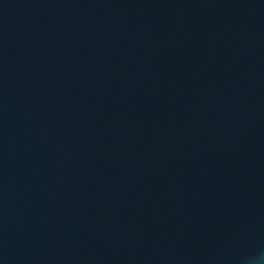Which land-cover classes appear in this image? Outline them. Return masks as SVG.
<instances>
[{"label":"water","instance_id":"1","mask_svg":"<svg viewBox=\"0 0 264 264\" xmlns=\"http://www.w3.org/2000/svg\"><path fill=\"white\" fill-rule=\"evenodd\" d=\"M262 255L264 0H0V264Z\"/></svg>","mask_w":264,"mask_h":264},{"label":"clouds","instance_id":"2","mask_svg":"<svg viewBox=\"0 0 264 264\" xmlns=\"http://www.w3.org/2000/svg\"><path fill=\"white\" fill-rule=\"evenodd\" d=\"M261 262H264V255L257 258L256 264H261Z\"/></svg>","mask_w":264,"mask_h":264}]
</instances>
